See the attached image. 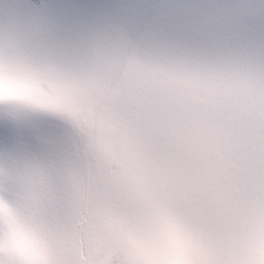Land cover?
I'll list each match as a JSON object with an SVG mask.
<instances>
[{
    "label": "snow or ice",
    "instance_id": "obj_1",
    "mask_svg": "<svg viewBox=\"0 0 264 264\" xmlns=\"http://www.w3.org/2000/svg\"><path fill=\"white\" fill-rule=\"evenodd\" d=\"M0 264H264V0H0Z\"/></svg>",
    "mask_w": 264,
    "mask_h": 264
}]
</instances>
